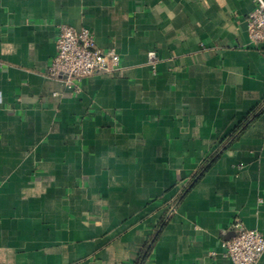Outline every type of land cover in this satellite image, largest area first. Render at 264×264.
<instances>
[{
    "label": "crops",
    "instance_id": "obj_1",
    "mask_svg": "<svg viewBox=\"0 0 264 264\" xmlns=\"http://www.w3.org/2000/svg\"><path fill=\"white\" fill-rule=\"evenodd\" d=\"M253 8L0 0V264H234L221 255L234 219L264 234ZM60 23L116 47L120 69L79 92L49 77Z\"/></svg>",
    "mask_w": 264,
    "mask_h": 264
},
{
    "label": "built area",
    "instance_id": "obj_2",
    "mask_svg": "<svg viewBox=\"0 0 264 264\" xmlns=\"http://www.w3.org/2000/svg\"><path fill=\"white\" fill-rule=\"evenodd\" d=\"M254 8L249 13L247 27L252 44L264 43V0H253ZM57 52L47 69L51 78H63L66 86L81 91V81L94 75L111 74L121 67V55L112 46L101 49L97 46L94 33L88 27L76 28L67 23L58 24ZM155 51L149 52V62H158ZM178 195L172 200L167 218L175 211ZM231 234L222 243V256L234 264H257L264 254V234L248 228L240 217L231 224ZM224 233H228L224 231ZM217 254V252H212Z\"/></svg>",
    "mask_w": 264,
    "mask_h": 264
}]
</instances>
